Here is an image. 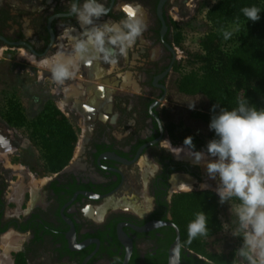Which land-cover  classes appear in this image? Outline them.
Returning a JSON list of instances; mask_svg holds the SVG:
<instances>
[{
    "label": "flooded vegetation",
    "instance_id": "flooded-vegetation-1",
    "mask_svg": "<svg viewBox=\"0 0 264 264\" xmlns=\"http://www.w3.org/2000/svg\"><path fill=\"white\" fill-rule=\"evenodd\" d=\"M70 2L0 0V47L24 50L36 60L61 46L70 48L59 36L68 24L81 31L67 14ZM102 2L108 14L96 23L121 21L128 16L126 9L138 7L146 30L127 57L105 64L103 77L111 85L94 80L92 64L82 63L62 86L41 67L43 78L54 87V99L48 103L77 130L76 153L66 169L38 177L42 182L21 214L7 215L10 181L0 175V238L10 230L21 237L20 247L14 254L9 250L6 263L169 264L179 236V264H231L225 254L208 252L205 239L201 253L186 247L171 211L176 192L172 188L186 191L179 183L200 184L202 172L172 152L177 146L169 140L161 117L177 65L169 0ZM134 166L148 176L137 195L148 198L141 208L118 198ZM149 207L152 210L144 214Z\"/></svg>",
    "mask_w": 264,
    "mask_h": 264
},
{
    "label": "clouds",
    "instance_id": "clouds-1",
    "mask_svg": "<svg viewBox=\"0 0 264 264\" xmlns=\"http://www.w3.org/2000/svg\"><path fill=\"white\" fill-rule=\"evenodd\" d=\"M261 10L253 5L243 7L241 12L247 20L257 21ZM126 11L128 16L121 21L98 24L96 21L108 14L102 0H71L67 14L75 18L81 31L77 32L72 24L62 26L59 36L68 42L70 51L61 48L39 59L53 83L64 85L82 63L95 64L96 77L102 78L103 65H115L118 58L127 57L147 25L138 7ZM220 31L224 40L234 34L233 30L224 28ZM235 31L239 32L240 28L237 26ZM194 106V102L189 104L190 108ZM216 107L219 110L208 125L215 136L206 145L207 156L212 159H206L204 151L192 150L191 136L184 138V144L194 164L203 163L209 178L218 181L215 191L219 203L229 204L231 222L223 223L222 228L242 238L241 246L235 251L238 264H264V107L251 104L247 97L239 99L235 107L219 106V103ZM160 168L157 162L156 170ZM151 210L152 207L147 208L144 214ZM207 224L206 213L197 212L187 226L188 243L207 236ZM176 255L179 264V252Z\"/></svg>",
    "mask_w": 264,
    "mask_h": 264
},
{
    "label": "trees",
    "instance_id": "trees-1",
    "mask_svg": "<svg viewBox=\"0 0 264 264\" xmlns=\"http://www.w3.org/2000/svg\"><path fill=\"white\" fill-rule=\"evenodd\" d=\"M253 5L262 9L257 21L247 20L241 12L243 7ZM205 17L210 28L198 40L204 54H195L198 62L191 63L189 69L177 63L166 98L173 105L161 111L169 136L182 142L187 136L193 139L196 132L209 140L214 138L215 133L208 125L214 112L219 110V107L214 109L218 103L219 106L235 107L239 99L247 97L251 104L264 107V46H258L255 37L256 30L264 36V0H217L207 8ZM229 23L239 24L240 31L224 40L220 30ZM176 35L178 43L180 34ZM229 41H233V45L217 58L212 50L217 49V44ZM219 74L244 80L243 90L227 84L223 77H218ZM192 102L195 106L190 108ZM8 109L13 125H25L30 129V140L39 148L41 167L45 172H56L69 163L77 142V130L55 105L46 104L32 119H26L19 106L13 103ZM217 208V196L209 190L174 195L171 211L186 247L203 252L204 237L221 228ZM201 210L208 217L209 233L188 243V223Z\"/></svg>",
    "mask_w": 264,
    "mask_h": 264
},
{
    "label": "rangeland",
    "instance_id": "rangeland-1",
    "mask_svg": "<svg viewBox=\"0 0 264 264\" xmlns=\"http://www.w3.org/2000/svg\"><path fill=\"white\" fill-rule=\"evenodd\" d=\"M216 1L169 0L167 4L170 14L169 20L174 25L175 35L177 33L180 34L178 38L179 42L176 43V62L181 63L184 69H189L192 65L191 63L195 65L198 62L197 58L194 57L195 54H204V51L201 50L198 44V40L210 28L205 17L206 10ZM174 22H176V25ZM237 26L240 28L239 24L229 23L226 24L224 29L233 30V33H235ZM255 37L257 38L258 46H264V36L257 30L255 31ZM232 45L233 41H229L228 43L221 42L217 44V49L212 51L216 54L217 58H220L221 53L225 52V49ZM201 56L203 57V55ZM43 77L44 73L39 60L34 59L24 50L0 47V175L10 181L6 192L10 202L6 211L8 216L24 212L21 208L16 209V204L21 203V207H26V203L29 202L30 205L32 197L37 190L36 187L42 182V180H39L41 178L38 177L48 175L49 173L45 172L41 167L39 148L30 140V129L25 125H13L11 123L13 121L9 120L8 114V106L10 103H13L19 106L26 119H32L41 112L48 102L53 101L54 98L50 90H54V87L51 89L48 84L49 81ZM218 77H223L224 82L227 84L235 85L240 90H243L244 80L228 77L223 74H219ZM165 104L167 108H171L173 105L171 102H165ZM62 109L64 110L63 107ZM169 140L177 146V148L172 150L174 154L178 153L181 157L193 162L192 157L187 154V152L189 153V148L184 142L176 140V138H170ZM192 141L194 145L193 151H204L206 159H212L206 153V145L209 139L200 136L196 132ZM75 153L76 149L72 158H74ZM7 161L12 164L11 167L6 166L5 163ZM140 163L142 164V161ZM198 166L202 172L200 184L182 183L183 185H190L191 190L190 187L187 188L182 185L181 188L186 191L172 188L176 190L173 195L180 192L202 190H209L216 194L215 189L218 181L209 178L203 163ZM130 174L129 182L126 183L121 193L123 197L118 198H121L122 203L125 205L136 206L138 208H141L143 205L147 206L148 198L146 194L143 193V197L141 198L137 196H140L139 190H141V187L144 191L148 178L147 171H139L134 166ZM203 184L208 185V187H201ZM28 189L30 192L26 193ZM216 196L218 200L217 216L220 220L221 228L213 235L204 238L205 249L208 252L223 253L231 264H238L235 251L241 246L242 238L233 236L230 231L222 228L223 223L231 222L229 204L219 203L218 195L216 194ZM232 219L235 218L233 217ZM20 243L21 237L12 230L0 238V264H7L6 258H9V250H12L14 254L20 247ZM18 264H26V262L21 261Z\"/></svg>",
    "mask_w": 264,
    "mask_h": 264
},
{
    "label": "crops",
    "instance_id": "crops-1",
    "mask_svg": "<svg viewBox=\"0 0 264 264\" xmlns=\"http://www.w3.org/2000/svg\"><path fill=\"white\" fill-rule=\"evenodd\" d=\"M61 48H63L65 51H69L70 50V48L69 47H60L59 49H61ZM93 65V68H94V71H95V74H96V66H95V64H92ZM105 65H103V67H104ZM96 76V75H95ZM94 80L96 81V82H99V83H102L103 85H105V84H107V85H111V81H108V80H106L103 76H102V78H94ZM74 150H75V148H74ZM74 153V152H73ZM6 201H7V203H9V200H8V198L6 199ZM20 209L21 208V203H18V204H16V209ZM6 211H7V208H6Z\"/></svg>",
    "mask_w": 264,
    "mask_h": 264
},
{
    "label": "water",
    "instance_id": "water-1",
    "mask_svg": "<svg viewBox=\"0 0 264 264\" xmlns=\"http://www.w3.org/2000/svg\"><path fill=\"white\" fill-rule=\"evenodd\" d=\"M67 166L64 168L66 169ZM179 248V236L177 237L173 247L170 250V258H169V264H177V252Z\"/></svg>",
    "mask_w": 264,
    "mask_h": 264
},
{
    "label": "bare ground",
    "instance_id": "bare-ground-1",
    "mask_svg": "<svg viewBox=\"0 0 264 264\" xmlns=\"http://www.w3.org/2000/svg\"><path fill=\"white\" fill-rule=\"evenodd\" d=\"M5 164H6L7 167H11V166H12V164L9 163L8 161H7ZM180 184H181V186L183 185L182 183H180ZM183 186H185V187H187V188L190 187V185H183Z\"/></svg>",
    "mask_w": 264,
    "mask_h": 264
}]
</instances>
